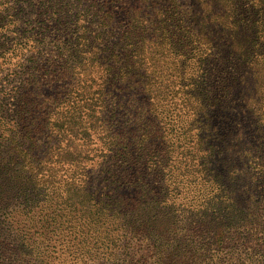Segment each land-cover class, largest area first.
I'll return each mask as SVG.
<instances>
[{
    "label": "rangeland",
    "instance_id": "rangeland-1",
    "mask_svg": "<svg viewBox=\"0 0 264 264\" xmlns=\"http://www.w3.org/2000/svg\"><path fill=\"white\" fill-rule=\"evenodd\" d=\"M110 1L0 0V120L3 119L4 123L0 122V134L6 130L10 131L9 129H13L18 136L23 134L21 129L29 122H22L17 116V111L21 104L18 100L19 96L25 95L30 105L43 111L42 113H45L52 122L44 126V134L37 133L43 142H46L44 150L48 145H60L59 147L62 148L68 146L81 151L83 155L89 153L91 156L96 150H101L107 157H96L97 162L92 161L93 167L95 165L96 167H91L93 176L95 174H98L97 177L100 176L97 179V184L100 183L98 188L104 189L108 186L113 189L118 184L121 185L119 190L127 193L128 190L132 192L148 185L149 191L152 190L154 193L163 189L162 194H166L170 201L174 200L178 204V225L182 226L184 222L192 221L186 225V232L195 235L192 241L196 244V252L190 250L195 255L194 257L188 256V264H264L263 183L258 188L260 195L254 199L257 215L261 217L260 224L244 230L231 227L233 231L231 241L218 246L205 233H201L203 232L201 226L196 225L205 217H209L211 205L216 206L217 198L205 200L201 197L199 199L202 191L197 193L192 188L193 183L188 184L183 178L180 164L185 149L188 147L191 150L193 147L186 131L185 121L190 118L187 110L182 106V103H185L184 93L187 92L196 97L197 93L203 91L202 93L208 97H216L222 101L231 100L232 95H228L227 89L232 85L233 76L229 77L230 73H235L239 62L231 58L226 48L218 50L219 55L215 57H209V51L198 49L195 56L188 59L190 54L185 45L190 41L184 43L181 34L182 41L176 42L172 47L169 46L170 48L167 45L165 51L168 57L172 55L176 57L175 55L181 53L174 62L185 75L178 77L179 73L175 75L176 69L174 70L173 65L169 62L163 64V70L173 71L174 84H168V87L164 86L167 83L163 84L168 95L158 104L156 103L158 108L156 113L149 112L143 117V121L139 123L142 127L136 124L133 129H127L126 132L132 129L133 132H129L130 135L124 132V128H128L127 124H124L125 121L131 117L132 121H127V123L128 125L133 124V115L138 110V108L135 109V105L132 106V99L140 98L139 95L137 96L139 90L131 86L134 83L133 80L129 84L127 82L113 84L111 101H115L116 115L112 114L113 117L110 118L111 114L101 113L99 121L96 118L92 119V113L85 107L89 90L87 85L90 84L91 79H94L96 89L107 91L111 84L106 83L107 80L110 81L109 78L113 73L121 72L123 56L131 53L135 47L131 45L132 40H125L124 37L127 24L125 10L138 6L143 10L148 8L149 13L156 4L150 0L146 2L115 0L116 3H111L112 5L109 6L112 17L109 25H103V34L95 39L90 33H87L85 37L83 26L95 27L96 22L104 13L102 5ZM261 1L233 0L236 13H238V17L236 16L238 22L234 26L249 29V34L255 32L254 39L257 40V45H251L252 47H249L246 52L242 51L241 57L257 54L263 56V26L258 17L262 14H255V11L261 7ZM158 3L161 6H168L170 0ZM96 9L99 14L95 17ZM262 20L264 21V8ZM91 43L94 46L95 61H97L95 63L98 69L96 67L89 69L92 65H90L89 58L92 51L94 52L93 49H87ZM114 45L118 46L112 54L109 50ZM157 49L161 51V48ZM192 49L193 47L190 46L189 50ZM151 51L153 53L154 49ZM113 56H116L117 63L115 64L112 61ZM109 68L112 70L108 71ZM90 71L91 74L88 77ZM201 72L206 73L204 77L194 75ZM115 86L117 88H114ZM31 94L32 97H29ZM104 105L107 107L108 103H101L97 109L108 112L111 107L105 108ZM73 112L78 115V118L70 119ZM99 113L95 112L97 116ZM125 114L126 119H121ZM62 120L68 124L65 129L57 124ZM88 122L92 123L93 127L91 136L88 139L84 137L79 140L82 137L80 132L88 125ZM223 123L224 128L229 125L226 121ZM255 128L257 126L249 130V135L256 132ZM142 130L147 133L149 130L157 132L152 136L148 134L149 137L142 141L138 138L139 134H144ZM218 131L220 134L223 133L221 130ZM117 132L124 133L127 141L130 142L124 143L129 150L126 151L127 159L116 163L115 159L120 160V157L111 147L107 149L106 141L110 134ZM48 135L54 137L53 140L56 142L44 141ZM262 149L264 152L263 145L258 146L257 152ZM259 154L261 153H257V158L262 157ZM171 159L174 161L172 162ZM82 162L83 166L90 167V162L87 164L84 160ZM160 162L162 166L156 168ZM258 163L259 165H255L253 161H247L248 166L252 168L257 166V174L260 171L263 173L264 154L263 159ZM171 169L173 170L170 171ZM108 170H111L112 174H107ZM172 173H175L174 176ZM197 175L200 176V174ZM118 176L120 179H117ZM199 176H195L196 181H200ZM142 182L143 185H141ZM101 192L108 191L101 190ZM101 192L99 189V193ZM35 195L41 196V193ZM191 200L194 201L190 203ZM6 201L5 198H0V206ZM56 205V203H40L26 216L24 215L28 209L21 207L23 216L16 217V220L25 221V225L20 224L19 229L22 231L15 232L18 236L14 246L10 244L9 233L11 232L8 222H5V216L9 214L10 209L0 208V217L3 221V224L0 223V264H156L161 262L159 253L147 238L139 218L134 217L133 221L129 219L133 224L128 226L122 221V224L117 223L115 226L98 227L91 222V218L95 216H90L83 211H75L74 207H69L70 210L65 211L64 207L63 215L66 217H60L61 208ZM194 226L196 229L193 232L188 229ZM13 228H16V224ZM24 230H26L24 246H29L28 249L22 248L20 243L22 241L20 235L23 236ZM205 230H211L209 223L205 225ZM168 243L170 246L171 241ZM185 245H182V248ZM162 263L168 264L166 260ZM171 264H176V262Z\"/></svg>",
    "mask_w": 264,
    "mask_h": 264
},
{
    "label": "trees",
    "instance_id": "trees-1",
    "mask_svg": "<svg viewBox=\"0 0 264 264\" xmlns=\"http://www.w3.org/2000/svg\"><path fill=\"white\" fill-rule=\"evenodd\" d=\"M150 1L156 4L149 13L148 8L143 10L138 6L125 10L127 24L124 37L125 40H132L131 45L135 47L131 53L123 56L121 72L113 73L109 78L110 81L107 80L106 83H111L109 85L111 89L110 87L107 91L96 89V81L91 79L90 84L87 85L89 90L85 107L92 113L91 118H96L97 121L100 120L101 113L103 115L108 113L111 114L110 118L113 117L112 114L116 112L114 110L115 101H111L113 84H119V82L129 84L133 80L134 83L131 86L139 90L137 96L139 95L140 98L132 99V106L135 105V109L138 108L133 115L134 123L128 125L127 121H132L131 117L124 123L128 126L124 128V132L130 135L129 132L136 124L142 127L139 123L143 121L145 115L149 112H157L156 103L158 104L161 99L167 97L168 93L165 92L163 84L167 83L165 87H168V84H174L173 71L163 70V64L169 62L173 65L174 70L176 69L175 75L179 73L178 77L185 75L174 62L181 53L175 55L176 57L173 55L168 57L165 51L167 47H172L176 42L182 41L181 34L184 43L190 41L185 45L190 54L188 59L193 58L198 49L209 51V57L219 55L218 50L221 48L228 50L231 58L239 62L235 73H230L229 77L233 76L232 85L227 89L228 95H232L231 100H218L216 97H208L201 91L196 97L185 92V103L181 102L190 118L185 121V124L190 144H193L191 150L188 147L185 149L183 152L185 161L181 159L180 162L183 178L188 184L193 183L192 188L197 193L202 191L199 199L201 197L205 200L217 198L216 206L211 205L209 217L195 224L203 228L201 233H205L214 244L222 246L226 241H231L232 228L244 230L260 224L261 217L257 215L254 199L260 195L258 188L262 183L264 194V167L263 173L260 171L257 174V166L252 168L247 165V161H253L255 165H259L258 162L263 159L264 154L263 149L257 152L258 146H264V21L262 20L264 2L262 0L261 7L255 11V14H262L258 17L263 26V56L251 54L250 57H241L243 52L252 47L251 45H257V40L254 39L255 32L249 34V29L234 26L238 22L236 19L238 13H236L233 0H170L168 6H161L158 3L163 0ZM111 3L114 4L116 1L111 0L102 5L104 13L96 22L95 27L83 26L85 37L87 33H90L93 39L103 34V25H109L112 17V11L109 10ZM98 14L99 11L96 9L94 16ZM117 46H112L109 52L114 54ZM190 46L193 47L192 50H189ZM157 48H161V51ZM87 49L94 50L92 43ZM151 49H154L153 53ZM112 58L113 63H117L116 56ZM224 59L227 60L228 57ZM89 60L90 65L92 64L89 69L91 67L98 69L95 50L92 51ZM110 70L112 69L109 68L108 71ZM90 74L91 71L87 76L89 77ZM205 74L201 72L194 75L204 77ZM139 78L141 79L134 80ZM29 97H32V94ZM18 100L21 104H19L17 116L22 122L28 121L29 123L23 125L21 129L23 134L20 136L16 135L13 129L0 134V198L7 200V204L4 203L0 208L10 209L9 214L5 216V222H8L11 232L9 233L10 244L13 246L16 244L18 235L15 232L22 231L19 228L25 225V221L16 220V217L23 216L21 207L28 209L24 215L26 216L40 203H56V206L61 208L60 217H66L63 215L64 211L70 210L69 207H74L75 211H83L90 216H95L91 218V222L98 227L115 226L117 223L122 224V221L127 226L132 225L133 222L129 219L133 221V218L137 217L141 226L144 227L147 238L152 242L153 248L159 253L161 262L156 264H166L162 263L165 260L168 264L174 261L176 264L189 263L188 256L194 257L195 255L190 250L196 252V244L192 241L195 235L186 232V225L192 221H186L182 226L178 225V204L174 200L170 201L166 194H162L163 189L154 193L152 190L149 191L148 185H145L143 189L140 187L139 190L132 192L128 190L126 193L119 190L121 185L118 184L113 189L108 186L104 189L98 188L100 183L97 184V179L100 176L97 177L98 174L93 176V168L96 165L93 167L92 161L97 162L96 157L106 158L107 155L101 150H96L92 156L89 153L83 155L75 148L68 146L62 148L59 147L60 145H48L44 150L46 142L44 143L37 133L44 134V126L52 124L51 120L45 113H42L43 111L30 105L25 95H20ZM101 103H108L107 107L105 105L104 107H111V109L108 112L99 111L97 108ZM149 107L150 110H148ZM95 112L100 113L97 116ZM125 116L126 114L122 115L121 119H126ZM75 118H78V115L73 112L70 119ZM223 121L229 124L225 128ZM0 122L4 124L3 119ZM57 124L64 129L68 127L63 120ZM254 126H257L256 132L249 135V130ZM92 128V123L88 122V125L80 132L82 137L79 140L84 137L88 139ZM130 128L132 129L126 132ZM218 130L223 133L220 134ZM155 132L157 131L149 130L148 133L143 131L146 137L144 134H139L138 138L144 141L149 137L148 134L152 136ZM126 135L118 132L110 134L106 141L107 149L111 147L120 157V160L115 159L116 163L128 157L126 151L129 150L124 143L130 141H127ZM53 139L54 137L48 135L44 141L56 142ZM257 153H261L259 155L262 157L257 158ZM82 160L85 164L90 162L89 168H93L83 166ZM161 166L160 162L156 168ZM111 172L108 170L107 174H112ZM172 174L174 176L175 173ZM195 176H199L200 181H196ZM117 179H120V176ZM143 184L142 182L141 185ZM99 189L100 192L101 190L108 192L99 193ZM36 193H41V196L35 195ZM194 197L197 199L195 195ZM193 201L191 200L190 203ZM33 204L34 208H32ZM0 223L3 224L1 217ZM207 223L211 226V230L204 231ZM14 224L16 228H13ZM188 229L193 232L196 227ZM21 238V247L30 248L27 245L24 246L26 230L23 231V236L20 235ZM169 241H171L170 246ZM184 244L186 245L182 248Z\"/></svg>",
    "mask_w": 264,
    "mask_h": 264
}]
</instances>
